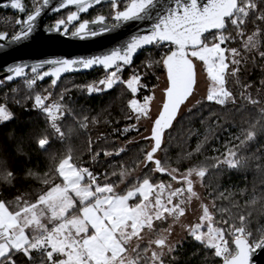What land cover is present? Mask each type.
<instances>
[{"label":"trees","instance_id":"16d2710c","mask_svg":"<svg viewBox=\"0 0 264 264\" xmlns=\"http://www.w3.org/2000/svg\"><path fill=\"white\" fill-rule=\"evenodd\" d=\"M219 35L225 57L230 52L234 60L226 62L225 102H202L171 122L164 133L170 149L166 161L151 160L146 142L135 141L143 128L130 104L149 95L157 76L165 72L163 61L170 47L154 46L130 67H121L122 79L131 72L140 78L135 96L123 84L101 93L86 92L100 70L66 76L55 88L50 81L39 83L38 75L31 73L28 84H3L0 105L8 118L0 123V203L8 208L39 203L52 187L62 185L57 169L65 158L89 174L84 183L121 186L117 194L144 179L167 181L169 177H161L165 171L199 170L205 195L213 203L210 224L222 232L224 245L217 252L188 234L160 264H220L219 254L231 256L233 240L239 236L254 248L264 239V0H238L234 16ZM42 89L50 101L64 107L56 120L42 108L49 103L40 100ZM42 141L47 144L40 146ZM146 160L154 161L159 174L149 172L146 163L134 175ZM79 209L67 217L79 215ZM58 260H50L45 251L10 252L0 264Z\"/></svg>","mask_w":264,"mask_h":264},{"label":"rangeland","instance_id":"374dc122","mask_svg":"<svg viewBox=\"0 0 264 264\" xmlns=\"http://www.w3.org/2000/svg\"><path fill=\"white\" fill-rule=\"evenodd\" d=\"M103 12L107 18L106 23L114 25V14L109 7L98 9L83 20L93 19ZM6 22L8 28L5 32L8 37H12L17 30L12 27L10 16L6 17ZM203 41L199 49L188 51L195 66V86L189 99L179 109L177 117L195 109L202 102L223 104L227 97L226 62L234 63L233 55L229 52L225 57L224 49L220 48L223 39L219 33L208 36ZM123 73L121 66L109 73L101 71V74L94 77V83L85 90L89 93H101L123 84L135 96L140 89V78L136 72H131L126 79H122ZM166 88L167 79L163 72L157 76L149 95L141 101L134 98L130 104L138 119L137 125L143 128L135 141L146 142L147 152L154 147L151 129L161 111ZM42 92L44 97L40 100H49L42 108L50 119L56 120L64 107L58 101H50L51 98L44 89ZM7 118L8 114L0 105V123ZM164 136L165 134L161 136V146L151 155V160L168 159L170 149ZM146 163L149 164V172L155 174L157 169L154 168V161L146 160L134 175ZM57 171L62 185L52 187L39 203L24 205L22 208L19 205L8 208L0 203V259L10 252L16 255L20 252L45 251L50 260L59 259L57 264H159L158 256L165 257L188 234L217 252L224 245L222 232L210 224L213 203L204 196L199 185L200 176L195 172L177 174L175 171H166L176 181L168 178L167 181L150 183L144 179L125 193L117 194V189L121 186L114 187L108 183L98 185L94 181L84 183L85 179L90 180L89 174L83 169H76L68 158L60 162ZM181 180L189 187L188 194H184L185 200H180L183 190L177 181ZM77 207L80 208L79 215L67 217V213ZM170 210L171 213H168ZM49 226L53 228L48 230ZM159 228L161 229L158 231ZM147 235L154 240L147 241ZM155 240L163 241V246L155 247ZM143 242L149 245L146 253L148 262L142 255L144 249L135 257L132 256ZM219 256L221 261L225 259L223 253Z\"/></svg>","mask_w":264,"mask_h":264},{"label":"water","instance_id":"95a60500","mask_svg":"<svg viewBox=\"0 0 264 264\" xmlns=\"http://www.w3.org/2000/svg\"><path fill=\"white\" fill-rule=\"evenodd\" d=\"M23 1L0 0L3 9L19 12L17 34L9 40L0 35V87L16 84L31 73L38 74L39 83L50 81L55 88L66 76L128 68L143 51L171 47L163 61L167 88L151 129L154 147L149 158L193 93L195 66L188 51L199 49L206 35L223 32L238 7V0H130L116 13L115 24L109 25L104 17L81 22L79 17L103 3L115 5L123 0H42L26 17ZM66 9L76 11L53 27L45 26L47 19ZM129 12L134 15L125 19L123 14ZM232 244L234 254L220 264H264V239L254 248L244 237L235 238Z\"/></svg>","mask_w":264,"mask_h":264},{"label":"flooded vegetation","instance_id":"af4514ba","mask_svg":"<svg viewBox=\"0 0 264 264\" xmlns=\"http://www.w3.org/2000/svg\"><path fill=\"white\" fill-rule=\"evenodd\" d=\"M34 1V3H32ZM41 1L42 0H24L23 1V8H24V12H23V14H24V17H26V16H28L29 14H31V13H33L37 8H39V6L41 5ZM128 0H123V1H121V2H116L115 3V5L112 3V2H108V3H103V4H101V5H99V6H97V7H95L94 9H92L88 14H82V15H80V17H79V22H81V21H89V20H83V18H85V17H87V16H90V15H92L96 10H100V9H102V8H106V7H109L110 9H111V11L113 12V14H114V16H113V21H114V24H115V20H114V17H115V15H116V13L118 12V11H121V10H123L125 7H126V5L128 4V2H127ZM127 3V4H126ZM36 4V6L34 7V5ZM124 4H126L125 5V7H124ZM76 11V9H66V10H63V11H61L60 13H58V14H54L51 18H49V19H47L46 21H45V26L46 27H53L54 25H55V23L56 22H58V21H65L66 20V18L70 15V14H72V13H74ZM104 14V12L103 13H100V14H98V15H96L95 17H93V19L94 18H96V17H104L105 18V23L107 22L106 21V17L103 15ZM7 16H10L11 18H12V22H11V25H12V27H14L16 30H17V32L19 31V27L16 25V21H17V18H18V16H19V12H16V13H13V11L11 10V9H8V10H5V9H3V7H1L0 6V35H7V33L5 32L6 31V29L8 28L7 27V22H6V17ZM93 19H90V20H93ZM50 22H52L51 24H50ZM9 23V22H8ZM106 24H108V23H106ZM65 25H67V23H65ZM109 25H111V24H109ZM77 26V24H75V25H73V26H71L70 27V29L71 28H73V30L75 29V27ZM69 29V30H70ZM62 30V29H61ZM60 30V31H61ZM69 32V31H68ZM17 34V33H16ZM15 34V35H16ZM15 35H13L12 37H14ZM12 37H8L7 36V40H9V39H11ZM156 170V169H155ZM193 172H195V174L196 175H198V176H200V179H199V185L201 186V188H202V190H203V187H202V183H201V175H202V172H200L199 170H195V171H193ZM177 174H179L178 172H176ZM155 174H159L157 171H156V173ZM161 177H163V178H165V177H169V179H174V178H172L171 177V175L170 174H168V172H166L165 171V174L164 173H161ZM175 180V179H174ZM179 180V179H178ZM176 181V180H175ZM177 184H178V186H180L181 188H182V192H181V196H180V200H185L184 198H185V196H184V194L185 193H187L188 194V192H189V190H188V186L185 184V182H182V180L181 181H177ZM177 186V187H178ZM203 194H204V196H206L205 195V192H204V190H203ZM207 198V200H210L208 197H206ZM211 201V200H210ZM180 202H183V201H180ZM212 202V201H211ZM160 204V202L158 203V206H160L159 205ZM203 206V205H202ZM213 208V207H212ZM209 211V210H208ZM161 228H159L158 229V231L160 230ZM139 230V229H138ZM146 239H147V241H149V242H152L154 239L153 238H151V236H149V235H147L146 236ZM163 244H164V242L163 241H161V240H155L154 241V246L155 247H160V246H163ZM142 249H144V251H143V253H142V255H143V257L145 258V260L148 262V258L146 257V253L149 251V245H148V243H145V242H143L142 244H140L138 247H137V249L135 250V252L132 254V256L133 257H135V255L138 253V252H140ZM139 250V251H138ZM152 255H154V253H151ZM131 256V257H132ZM158 262H159V264L161 263V260L163 259V258H165V257H160V255L158 256ZM161 259V260H160Z\"/></svg>","mask_w":264,"mask_h":264},{"label":"built area","instance_id":"2783aa9c","mask_svg":"<svg viewBox=\"0 0 264 264\" xmlns=\"http://www.w3.org/2000/svg\"><path fill=\"white\" fill-rule=\"evenodd\" d=\"M27 78H28V74L26 75V77L24 78V80L23 81H25V84H28V82H27ZM47 144V141H42L41 143H40V146H44V145H46Z\"/></svg>","mask_w":264,"mask_h":264},{"label":"snow or ice","instance_id":"6c2138e0","mask_svg":"<svg viewBox=\"0 0 264 264\" xmlns=\"http://www.w3.org/2000/svg\"><path fill=\"white\" fill-rule=\"evenodd\" d=\"M123 15H124V18L127 19L129 15H134V13L129 12V13H124ZM52 62H58V61L54 59Z\"/></svg>","mask_w":264,"mask_h":264}]
</instances>
